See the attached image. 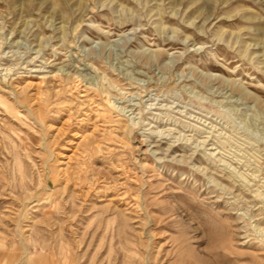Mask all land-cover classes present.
I'll return each instance as SVG.
<instances>
[{"label":"rangeland","instance_id":"374dc122","mask_svg":"<svg viewBox=\"0 0 264 264\" xmlns=\"http://www.w3.org/2000/svg\"><path fill=\"white\" fill-rule=\"evenodd\" d=\"M0 264H264V0H0Z\"/></svg>","mask_w":264,"mask_h":264}]
</instances>
